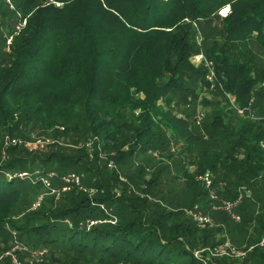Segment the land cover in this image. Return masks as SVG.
Returning <instances> with one entry per match:
<instances>
[{"label": "trees", "instance_id": "1", "mask_svg": "<svg viewBox=\"0 0 264 264\" xmlns=\"http://www.w3.org/2000/svg\"><path fill=\"white\" fill-rule=\"evenodd\" d=\"M0 26L12 38L10 60L0 65V229L11 230L7 238L0 234L3 251L16 237L30 249H46L43 264H231L230 256L210 262L206 251L196 253L222 245L217 235L241 239L260 228L246 258L264 264V247L254 245L264 237L256 210L264 204V0H0ZM201 54L202 68L193 62ZM211 86L225 104L220 109L218 102L201 126L186 102L198 104L200 91ZM175 104L188 114L179 116ZM41 137L54 139L53 151L41 161L24 156L19 142ZM96 138V149L122 154L128 147V157L154 151L181 165L186 154L198 174L214 175L216 187L226 182L222 200L252 188L237 211L241 222L210 210L217 226L200 229L187 210L205 193L189 206L186 188L169 203L144 170L139 182L128 174L133 188H114L84 147L74 148ZM51 162L57 167L50 172L94 171L97 194L74 190L57 200L40 180ZM32 170L46 191L28 198L34 177L13 175ZM183 174L190 194L199 182L186 169ZM0 260L12 264L10 256Z\"/></svg>", "mask_w": 264, "mask_h": 264}, {"label": "rangeland", "instance_id": "2", "mask_svg": "<svg viewBox=\"0 0 264 264\" xmlns=\"http://www.w3.org/2000/svg\"><path fill=\"white\" fill-rule=\"evenodd\" d=\"M1 6L3 8H5V4H1ZM10 21L9 20H5L4 21V25L9 28ZM8 31V32H7ZM10 30L9 29H4V27L1 28L0 26V65H4L7 64V62H9L10 60V56L9 54L11 53V48H9V46L12 43V38H10ZM193 62L198 66L201 67L204 66L203 65V55H198L193 59ZM204 68V67H203ZM205 70L210 71L211 68L207 65V63L205 64ZM210 76V75H209ZM206 78L208 80H210V77ZM121 81L124 84H130V80L128 78H122ZM132 86V85H131ZM217 90H215V86H211L210 88H203L200 91V100L198 104H195L194 101H187L186 104L190 105V108H188V113H193L195 110L194 115H192V120H196V116L198 114V112H203L205 113V118L199 123V125H204L205 122H210L212 120V117L214 115V108H217L216 105H218V102H221L219 104V107L221 109V107L224 106L225 101L222 102L224 100L223 97L221 96H216V94H218V92H216ZM233 100V99H232ZM209 102V103H207ZM254 104H257L256 101H254ZM173 107V106H172ZM174 112L179 111L177 104H175V107H173ZM188 113H184L182 111H179L178 115L179 116H186V114ZM243 112H241L242 114ZM43 140H39L37 142H32V140L28 141H21L20 146L25 148V153L23 154L26 157L32 158V157H37L39 158V160L41 161L42 158L47 157L49 155V153L51 151H53V148H48L49 143H52L54 141V139L52 138H47V137H41ZM47 140V141H45ZM97 141L98 139L96 138L95 140H88V143H90L91 145L88 146H82L80 143L78 144V146H75V143H69L68 145H74V148H76L77 150H80L79 148L84 147L83 149L86 150L87 154H88V158L90 160L91 166L92 167H96L97 164H100V167L102 169V175L106 176V178L108 179L109 182H111L114 185V188L117 187L116 184H119L118 186H120L119 188H124L126 187L125 185L128 184L130 186V188H133V185L131 184L130 180L128 179V174H130L133 178V180L139 182L138 180L139 177H144V176H140L142 173H140L141 170H144L146 173L145 176V180L146 181H151L154 178H156L157 181V190L159 189V191H162L163 195L166 196L167 201H169V203L172 202H177V198L176 197H181V192L184 191L183 189L188 188V190L191 191L192 187H188L187 185V181L184 180V178L189 179L188 177L184 176L183 172L184 169H186V172H188V174L192 177H195V179L197 180L198 185L196 186L195 190L193 192H191L189 194L188 190L186 189L185 194L186 196H188V200L190 201V204H188L189 206L192 205L193 202L198 201V194L197 193H205L200 197V203L198 204L201 207V210L204 211L205 213L207 212H211V208L213 207L214 203H211L209 196L206 195V190L204 188L203 183L200 181L199 177H203L205 175H209L212 180L215 179L214 175L211 172H207V173H202V174H198V165H194L193 162L191 161V157L190 156H186L183 158V164H178L180 159L178 158H174L173 160H170L167 157L161 156L158 153H155L154 151H148L145 153H137V156L134 157H128L129 154V149L128 147H126L125 149L122 150V154H120L117 150L114 149H108L109 152H104L102 150V147H98V149H96L97 146ZM68 143V141H67ZM64 144V139L60 140L59 142H57V148L58 145L62 146ZM58 150V149H55ZM99 152V157L95 158V153ZM76 153V152H75ZM121 155V157L119 158L118 154ZM4 159H6V156L3 157ZM122 158V159H121ZM85 161V160H84ZM126 162V164H124ZM111 163L114 164L113 167H111ZM190 163V164H189ZM40 166L37 164L36 168H39ZM57 165L55 162H51V164H48L46 166V173L44 176L47 175V173L49 174L51 170H53L54 168H56ZM82 170L81 166H76L73 167L72 170H70L69 173L71 172H77L81 175L82 177V182H83V187L81 189H72L70 192H73L74 190H77L79 192V195L81 194H85V195H89V196H94L97 194V189L95 188V184H99L100 183V177L96 174H94V171H90V172H80ZM35 170L33 171H29V173H34ZM58 177H56L55 179L52 180L54 187L56 189H61L64 185L63 181H62V177L65 175L63 172H61V170H58L57 172ZM116 174H120L119 179L114 180V178L116 177ZM126 174V175H125ZM177 177V179H179V182H170L169 180L173 181V176ZM38 178V175H35ZM35 176L33 178V183H36L35 180ZM30 178V177H29ZM31 181L27 182V186H28V198H33L35 197V193H44L46 191V188L43 186V184L41 182H39L38 184H33L30 183ZM186 183V184H185ZM220 184H218V186L216 187L218 190V195H219V190H222V192L225 191L226 189V182H219ZM221 184H224V187L221 188ZM21 188H24L21 184ZM119 188H116L119 190ZM182 189V190H181ZM47 190H50L47 188ZM246 190L248 192H250L248 195H246V197H251L253 195V189L252 188H246V187H242L240 189H238V193L239 191H243ZM69 192V193H70ZM53 195V194H52ZM62 195V194H61ZM220 197V196H219ZM245 197V198H246ZM57 198V197H56ZM221 198V197H220ZM165 199V200H166ZM58 200V198H57ZM157 198H155V196L152 195L149 196V203L150 204H154L157 201ZM186 200V198L184 199ZM62 201V200H61ZM57 203L52 204L53 207L56 206ZM169 206H171L170 204H168ZM256 207V206H254ZM105 209L107 210L108 207L107 205L105 206ZM192 209V208H191ZM190 209H188L187 211H189ZM257 210V214L258 217H262L264 218V204L262 207H260L259 205H257L256 207ZM214 214V213H213ZM212 214V215H213ZM189 217V216H188ZM258 217L256 218L258 220ZM190 218V217H189ZM225 220L226 223L229 225L231 224V221H227L228 217L225 216ZM232 225V224H231ZM216 226H217V222H216ZM230 227V225H229ZM215 228V227H214ZM213 229V228H211ZM2 229H0V234ZM11 232V230L9 231ZM9 232H7L6 234H2L5 238H7L9 236ZM13 232V231H12ZM260 233H263V230H258V234H256L255 236H252V234H250V231L248 233H246V235H244V237H242L241 239L239 238V234L235 233H226L224 235V237L217 235V241H220L222 245L218 246L215 249H209V247L207 248H203V250L198 251V253L200 254V252H204L206 251L207 253V259L211 262L212 259H220L223 258V256H230L229 262H231V264H251L247 261V252L249 251V245L254 243V239L258 238L259 240V235ZM14 234V233H12ZM258 235V236H257ZM14 236V235H13ZM223 238V239H222ZM261 239V238H260ZM264 239V237L260 240L257 241L254 245L257 246H261V242ZM224 240V241H223ZM3 240L0 237V253H2L3 255L0 256L1 259L4 257H11L12 260V264H43L47 258L45 259V261H43L42 263H37V262H32L31 261V257H32V252L39 250L37 248L34 249H30L26 246H24L23 244L18 242V239H16V237H14V241L11 243V246L8 250L3 251V248H5L4 243H1ZM224 242V244L222 243ZM17 247V248H16ZM264 247V246H261ZM254 246L252 248H250V251L253 250ZM17 251H20L21 254H23L24 258H19L17 256ZM246 253V255L244 256H239L241 254ZM229 254V255H227ZM15 256V257H14ZM246 258V259H245ZM1 261V260H0ZM247 262V263H246Z\"/></svg>", "mask_w": 264, "mask_h": 264}, {"label": "built area", "instance_id": "3", "mask_svg": "<svg viewBox=\"0 0 264 264\" xmlns=\"http://www.w3.org/2000/svg\"><path fill=\"white\" fill-rule=\"evenodd\" d=\"M60 6L59 4H57ZM207 65L211 68L210 70V80L214 77V72L212 63H207ZM205 118V113L198 112L196 116V122L199 124L203 119ZM15 143V141H14ZM91 145L90 143L86 144V146ZM111 167L114 166L113 163L110 165ZM14 177H20V178H33L34 175L31 173H15L13 175ZM58 177V174L56 172H50L46 176H43L40 178V180L44 183V186L48 189H50L51 193L56 195L57 198L61 196L62 193H68L74 188L81 189L83 187L82 177L80 174L76 172L67 173L62 177V181L64 183L63 187L61 189H56L54 187V184L52 182L53 179ZM200 181L203 183L204 188L206 190L207 195L209 196V199L211 203L213 204V207L211 210L213 211H222L227 213L232 217L233 220H235L237 223L241 222V216L238 214V209L242 205V202L246 195H248L250 192L243 190L239 191L238 196L235 200H222L218 195V190L216 186L214 185V182L212 178L209 175H205L203 177H199ZM224 187V184H221V188ZM45 198L44 194H41L38 198V200L34 204V208H37L40 206L41 202ZM188 216L198 225L200 229H211L216 227V222L211 216L210 213H205L201 210V207L199 205H196L193 209H190L187 211ZM112 222V221H111ZM100 223L99 221H88L89 226H93ZM261 246H264V239L262 240ZM17 248V247H16ZM48 254V251L46 249H40L32 252L31 261L42 263L45 260L46 255ZM198 256L199 253H196ZM229 255V254H227ZM246 253H242L239 256H244ZM15 257V256H14Z\"/></svg>", "mask_w": 264, "mask_h": 264}, {"label": "snow or ice", "instance_id": "4", "mask_svg": "<svg viewBox=\"0 0 264 264\" xmlns=\"http://www.w3.org/2000/svg\"><path fill=\"white\" fill-rule=\"evenodd\" d=\"M227 11H228V10H227V9H225V14L227 13Z\"/></svg>", "mask_w": 264, "mask_h": 264}, {"label": "clouds", "instance_id": "5", "mask_svg": "<svg viewBox=\"0 0 264 264\" xmlns=\"http://www.w3.org/2000/svg\"><path fill=\"white\" fill-rule=\"evenodd\" d=\"M227 10H229V9H227ZM224 11H225V10H224ZM224 11H223V12H224ZM223 12H222V13H223ZM226 14H227V13H226ZM226 14H225V15H226ZM223 15H224V14H223Z\"/></svg>", "mask_w": 264, "mask_h": 264}, {"label": "bare ground", "instance_id": "6", "mask_svg": "<svg viewBox=\"0 0 264 264\" xmlns=\"http://www.w3.org/2000/svg\"><path fill=\"white\" fill-rule=\"evenodd\" d=\"M225 12V11H224Z\"/></svg>", "mask_w": 264, "mask_h": 264}]
</instances>
